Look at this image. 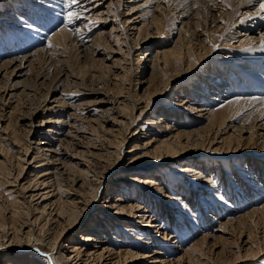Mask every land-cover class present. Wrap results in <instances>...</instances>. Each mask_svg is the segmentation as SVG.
Instances as JSON below:
<instances>
[{"label":"rangeland","instance_id":"obj_1","mask_svg":"<svg viewBox=\"0 0 264 264\" xmlns=\"http://www.w3.org/2000/svg\"><path fill=\"white\" fill-rule=\"evenodd\" d=\"M62 1L63 5L67 3V0ZM181 1L190 7L187 10L189 17L183 19L191 21L186 23L191 27L188 32L184 31L188 26L174 18L178 13L172 2ZM215 1L222 3L224 0H133L130 1V6L124 7L120 6V0H104V3H100L99 10L93 13L99 16L98 19L96 15H93V20L84 18L74 25L75 29L72 28L74 32L78 31L77 28L81 24H85L87 29L90 28L92 31L84 40L70 39V43L64 44V49L41 52L21 73L15 69L16 64L0 69V217L8 219L14 215L16 219H26L32 216L31 219H34L39 216L37 225L22 226L18 236H15L16 233L12 229L6 228L3 231L0 228V235L6 233V238L0 237V240L6 241L9 238L6 251L0 249L1 258L6 260L15 257V254L29 258V254H33L40 264H62L59 252L70 251L73 242L84 243L80 240L81 234L93 232V235L98 236V240L109 238V241L103 243L108 244L111 251L129 247L142 253L140 258L130 257L122 260L120 264H142L153 260L157 255V259L162 260L156 261L159 264H264V253L256 258L236 261L235 254L222 247L236 244L241 231L251 232L254 242L264 246V212L241 217L240 221L232 226L234 235L228 236V240L225 239L228 243L220 240L214 251L207 249L206 253L202 252L199 245V256H195L191 262L187 261L188 252L185 251L194 242L198 244L197 240L204 233H213L216 231L215 227L223 222L249 212L254 206L264 205V137L259 141H255L254 137L248 140V151L242 152V155L213 156L205 152L201 157L192 153L177 160L164 159L144 163L143 158H138L130 161V157L143 151L145 139L149 135L162 136L160 128L163 123L150 121L159 119L160 116L167 118L178 129L192 130L200 129L211 118L219 124L222 113L220 109L225 108L224 123L234 125L227 129L225 135L233 134L234 128L237 125L240 127L242 123L252 126L255 122H261L258 121L260 114L257 112L246 116L245 110H236L237 105H225L235 94L249 96L245 93L252 90L251 79L264 83V78L259 77L264 74V61L263 64L257 65L252 62L246 64L245 59H236L243 49L252 46L248 44L256 38H263L264 24L255 31L240 28L238 31L232 19L237 20L244 14L235 11L231 14L232 19L227 18L224 13L216 14L212 9V3ZM225 1L227 3V0ZM37 2L38 0H0V66L15 55L25 54L45 45L48 36L62 25L61 22L53 28L45 29L49 17H54L48 14L52 9L49 6L47 9H41ZM133 6L136 10L130 12V7ZM21 8L26 11L19 10ZM244 11L245 9L242 10ZM99 12L102 13L98 14ZM129 12L130 15H126ZM139 14L144 18L138 17ZM134 16H137L138 20L143 18L136 23L137 27H141L140 31L138 28L132 29L131 24L126 21L128 17ZM102 18L106 19L104 23ZM218 18L221 20L216 21ZM31 24L45 31L40 34L42 40L39 41L33 34L30 35L35 33L33 28L26 27ZM203 25L207 26V36L204 33L200 35ZM99 32H102L101 35ZM211 35L218 41L214 43L212 37H209ZM189 38L196 43H193L194 49L191 48L190 53L186 51L187 45L190 44L187 42ZM199 39H204L205 48L201 43L197 44ZM82 41L84 43L80 45ZM183 43L185 44L182 49L186 54L184 58L180 56L176 64L173 62L174 64L165 65L160 57H156L157 50L173 48ZM191 63H197L196 67L184 74L185 68L191 66ZM27 64L28 62L25 63ZM227 69L230 72H227ZM23 72L25 73L22 74ZM178 73L179 78H175ZM223 79L226 83H221ZM13 86L11 97L10 92L7 93L10 90L7 89ZM262 93L250 95L262 96ZM185 95H188L189 99L183 104L185 107L178 105ZM139 96L141 98L138 100ZM59 98L63 102L58 101ZM86 101L89 102L88 105L80 106ZM133 101H139L137 108L131 105ZM146 103H150L148 109L141 111ZM205 105L216 107L215 112H212L209 118L192 119V114L197 115L199 112L196 111L197 108ZM124 106L127 110L120 108ZM44 107L48 108L45 110ZM134 129L137 130L135 134L132 133ZM206 129L202 128L204 132L200 131L198 135L181 138L186 150H197L193 148L194 145L203 141V146L206 145ZM58 131L61 133H56ZM95 132L99 134V139ZM244 136L249 137L248 132H244ZM122 137H125L126 141L119 145ZM96 138L98 140H95ZM231 139H235V136L232 135ZM39 140L45 143H38ZM231 142L233 144L235 140ZM225 144L229 145V142L226 141ZM51 145L54 150L61 152L64 157L62 160L66 162L65 167L63 164L53 163L55 160L48 161L44 158V152L56 155V151L42 149ZM118 150H122L121 158L117 166L113 167ZM255 160L258 162L255 163ZM73 162H77L78 166L77 163L76 166H71ZM82 162H85V165ZM186 164L200 170L202 173L199 177L195 175L190 179L185 173L179 174L173 169L174 165L179 167ZM55 165L63 171L62 176L58 179L52 177L53 180L50 179L46 184L40 183L42 179H49L47 175L40 173L50 166L52 170H56ZM132 167L141 169V173L128 171ZM86 168L90 170V174L98 171L104 177L96 179L99 189L93 198L90 197V185L86 182L81 184L83 177L79 169ZM136 175L150 176L162 184L159 185L160 188L157 184H150L145 193V188L130 180ZM203 175H210L211 179L205 181L206 176ZM59 179L63 182L62 188H77L82 194L81 198L83 197L78 198L81 199L78 205L82 209H67L72 217H79L76 224L69 231L65 230L62 235H59V232L66 222L61 220L64 223L58 224L55 219H51L56 216L55 211L59 210V204L55 205L59 190L54 188ZM212 180L216 183L214 186ZM122 183L132 184H128L129 190H125L131 192L126 202L141 203L145 207L139 208L138 212L153 216V219L156 218L155 224L163 225V228L156 227L158 231L154 229L153 239L148 242L146 238H136L139 228L145 229L142 218H132L128 214L120 213L125 217L123 219L115 212L114 207L109 208L107 205L114 201L119 190L123 191L120 188ZM165 193L170 197H166ZM104 196L114 198L108 202L104 201ZM86 199H91L89 206L86 205ZM186 201L189 205L187 208ZM44 204L46 209L42 207ZM144 208L147 211H143ZM68 211L65 213V221L70 216ZM208 215L209 217H206ZM131 225H134L136 230L127 229ZM40 226L46 230L43 234L39 232ZM48 228L51 237H59L57 239L55 236V244L47 234ZM27 231L31 239L29 244L25 243ZM171 233L174 236L166 239ZM122 235L127 243L116 239H121ZM209 240L213 241V238ZM90 241L93 244L102 242ZM60 243L61 246L58 247ZM155 248L159 249V253L153 254ZM148 253L149 255H146ZM107 254L108 252L105 255ZM180 255L183 256L182 259H179ZM153 263L155 261L151 264Z\"/></svg>","mask_w":264,"mask_h":264},{"label":"bare ground","instance_id":"obj_2","mask_svg":"<svg viewBox=\"0 0 264 264\" xmlns=\"http://www.w3.org/2000/svg\"><path fill=\"white\" fill-rule=\"evenodd\" d=\"M61 1L62 0H38L37 3L41 5V9H45L47 6L51 7L52 10L49 11L48 14H51V15L54 16L52 19L49 17V19L47 20L49 23H46V25L44 24L45 25V26L43 25L44 28L45 29H50L51 27L53 28V27H55L54 25L60 24L61 22H62V25H60V27L57 30L53 31V33L48 36V39L46 41L47 43L45 45L44 44L42 46L40 45L39 47H37L36 49H34L31 52H26L25 54H21V55H18V56L15 55V56L9 58L7 61L2 62L1 66H0L1 70L5 69V66L7 67V66H11L13 64H16L15 65L16 66L15 69H17V72L19 71L21 73L23 71V68L25 66L26 67L29 66L33 62L34 58L38 57V55H40L41 52L47 51V50L48 51L50 50L51 52H53L57 48H58L57 50H59V48L64 49L63 48L64 44L70 43L71 42L70 39H72V40L74 39V41L75 40L78 41V39H79L81 41V40H84L87 37L88 33L92 31V30L90 31V28L87 29L86 27H84L85 24H81V26H79L77 28L78 31L74 32V30H73V29H75L74 25H76L81 20L83 21L84 18H85V20H88L89 18H92V20H93V18H95L97 16V14H95L96 15L95 16L93 13L97 12L99 10L98 8L101 5L100 3H102V2L104 3V0H80V2L78 4L73 5L71 8L67 7V3L63 5L62 4L63 1L62 2ZM130 1H133V0H120V6H123V7L124 6H130L132 4V2H130ZM224 1L222 3L218 2V1H215L214 3H212L213 4L212 5V9H214V12L216 11V14L217 13H224V15H227V18L229 17V19L233 18L231 14H234L235 11L240 12V14L241 13L244 14L243 16L238 18L237 20H235V19L233 20L232 19V22H233L235 28L238 31L240 29L241 30H249V31L252 30V31H255L261 25L264 24V10H261V8H260V5H261V3H264V0H227V3H226V1L225 2ZM172 3L175 4L173 6V8L176 9V13H178L175 16L173 15L174 18H176V21L181 22V21H183L184 18L189 17L190 14H189V11H187V10L190 7H188L187 3L185 4L182 1L181 2H172ZM130 9H131L130 12H133V11L136 10V8L134 6L130 7ZM243 9H245L244 12H242ZM19 10H23V12L26 11V9H22V8L19 9ZM63 11H65V13H63ZM68 11H72V12L77 13L78 18L74 19L72 23H69L68 20H67L66 13ZM130 12L128 14H126V15H130ZM101 13L102 12H99L98 14H101ZM173 14H175V13H173ZM93 15L95 17H93ZM56 16H58V19H56ZM137 16L138 17H141V16L143 17L142 14H139ZM137 16L136 17L134 16L133 18H130V17L127 18L126 17L127 18L126 21L131 24L132 29L138 28V31H140L141 27H137L136 23L141 21L144 17L141 18L140 20H138ZM59 18H61L62 21H60ZM98 18H99V16H97V19ZM105 20L106 19H103V18L101 19V21H103V23H104ZM220 20L221 19L218 18L216 21H220ZM45 21H46V19H45ZM202 21H203V19H202ZM187 22L189 23L191 21H189V20L183 21V24L188 26V28H184L185 29L184 31L188 32V31H190L191 27L189 26L190 24H186ZM224 22L226 24L228 22V19H227V21H224ZM84 23H86V22H84ZM72 26H74V27H72ZM26 27H31V28H33V32L35 31V33H30V35L33 34L32 35L33 37H36L37 39H39V41L42 40V37L40 36V34L41 35L44 34L45 33L44 30L37 29V27H35V25H33V24H31L29 26L27 25ZM206 27L207 26L203 25V27L201 28L200 35L204 33L207 36L208 31L206 30ZM217 27H219V26L217 25ZM203 28H205L204 31H203ZM37 30H38V32H37ZM36 33H38L39 35L36 34ZM101 33L102 32H99V35H101ZM191 33H192V30H191ZM75 34H76V36H75ZM241 34H244V33H241ZM152 37H153V34L150 35V38H152ZM184 37L186 38V35ZM209 37H212V40H214V43H215V41L216 42L218 41V39L215 38L212 35L209 36ZM199 40H200V42H197V44L201 43V45H203V43H205L204 39H199ZM241 41L242 40H240V42ZM187 42H189L190 44H189V46L187 45L186 51H188L190 53L191 52L190 51L191 48L194 49V44H196V43L192 42V40L190 38H189V40H187ZM83 43H84L83 41L80 42V45L83 44ZM184 44L185 43H183L182 45L180 44V46H178V45L174 46L173 48H162L161 50L159 49L156 52V54H157L156 57H160V59H162V61H163V63L165 65L171 64L173 62L175 63L180 58V56H182V58L185 57L186 53H184V51L182 49ZM236 45L238 46L239 44H236ZM248 45H252V46L243 49L239 53L240 56L237 55L236 59H238V61H241V60L245 59L244 62L246 64H249V62H252L254 64L256 63L257 65L263 64V61H264V36H263V38H256L255 41H252V43L248 44ZM203 46L205 48L206 45H203ZM198 55L201 56V54H198ZM200 56H198V59L200 58ZM206 59L207 58H205V60ZM257 61H259V62L257 63ZM26 62H28L27 65H25ZM153 63H154V61H153ZM196 65H197V63L196 64H192L191 63V66H188L187 68H185V73L184 74H188L193 68L196 67ZM227 72H230V71L228 70ZM24 73L25 72H23L22 74H24ZM22 74H18V75H22ZM15 75H16V73H15ZM179 75H180L179 73H178V75L176 74L175 78H179L178 77ZM244 75H245V73H244ZM259 77L260 78H264V74H261ZM250 82L252 83V90H251L250 93L249 92L245 93V94H248L249 96H245V95H239L238 96V95L235 94V96L233 98H230V99H228L226 101V105L225 106H231L230 104L235 105V106L237 105L235 107L236 110L237 111L245 110V112H247L246 116L252 115V114L257 112L258 114H260V119H258V121H261V122L259 124H258V122H255L254 125H252V126L251 125L250 126H245L244 123H242V125H240V127H238V125H237L236 128H234L233 134L225 135V133L227 134V132H228L227 129L228 128L229 129L232 128L234 125H232L231 123H228V122L224 123L225 113L223 111L225 110V108H221L220 109V111L222 112L221 116H220L221 122L219 124L216 123V121H213L212 118H211L207 122L208 124L206 123L203 126H201L202 128H207L206 129L207 132H205L207 134V136H208V139L206 140L207 141L206 145L203 146V144H205L204 141H203V142L197 143L199 145H197V144L194 145L193 148H197V150L195 149V151H193V150H191V151L189 150L188 151L189 148H187V150H186L185 146L181 142V138H183V137L186 138V137L193 136L194 134H197L200 131L204 132V130H202L201 127H200V129L193 128L192 130H190V129L189 130L178 129V127H174V125L171 124L170 121L167 120V118H165V117L163 118V117L160 116L159 119L150 120V121L163 123V124H161L162 127L160 128V130L162 131L161 132L162 136L161 137H157L154 134H151L148 137L146 136L147 138L145 139V142H144L143 151L141 153H137L136 155H133L132 157H130V161H134L135 159H138V158H143L144 161H142V162L150 163V161H152V162L156 161L157 162L158 160L162 161L164 159H165V161L173 160V159L177 160V159H181L182 157H184L186 155H189V154L191 155L192 153H194L195 156H200L201 157V154L205 153V152L207 154L209 152L210 155H213V156H222V155H226V154L239 155L242 152L248 151V149H247V141L248 140H252V138L254 137L255 141L256 140L259 141L260 138L264 137V95H262V96H258L259 94L250 95L251 93L255 94V93H262V92H263L262 94H264V83L263 82L261 83V81H257L255 79H251ZM221 83H226L225 79H223V81ZM7 90H10V91H7V93L10 92V96L12 97L13 96V92H14V86H13V88H9L8 87ZM2 91H4V89H2ZM212 92H214V90ZM120 95H122V94H120ZM1 97H3V96H1ZM187 97H188V95L187 96L185 95L182 98V100L178 103V105H183V104L185 105L189 101V99H187ZM126 98H128V97H126ZM139 98H141V96L138 97V100H139ZM58 101L63 102V100H61V98H59ZM87 101L84 102V103H81L80 106L83 105V104L89 103ZM117 101H119V98L117 99ZM133 102L131 104L133 107H136L137 103H139V101H136V103L135 102L133 103ZM94 103H96V102H94ZM149 104L150 103H148V105H147V103H146L145 106L142 107L141 111H145L146 109H148ZM125 106L124 107H120V108H123V110H125V109L127 110V107H125ZM184 107L182 109H184ZM47 108L48 107H46L45 110ZM252 109H254V111H251ZM180 110H181V108H180ZM215 110H216V107H212V106H206L205 105V106L198 107L196 111H199L200 113L198 112L197 115H193L192 114V119H194V120L198 119L199 120V117L200 118H209L210 114L212 112H215ZM180 114L182 115L184 113L181 112ZM217 114H219V113H217ZM182 116H184V115H182ZM234 121H236V120H234ZM93 130H95V129H93ZM136 131L137 130L134 129V131L132 133L135 134ZM244 132H246V133L248 132L249 137L244 136ZM56 133H61V132L58 131ZM95 133L97 134V132H95ZM97 135H98V139H99L100 136H99V134H97ZM232 135L235 136V139H231L230 140ZM88 139H92V138H88ZM98 139L96 138L95 140H98ZM124 140H125V137L124 138L122 137V139L119 141V145H121V143H123ZM233 140H235V143L231 144L232 143L231 141H233ZM226 141L229 142V145L225 144ZM38 143H45V142L42 141V140H39ZM190 144H188V145H190ZM52 146L53 145H51V147H49V148H42V149L56 151V149L54 150V148H52ZM206 146H208V147H206ZM38 149L40 150V147ZM26 150H27V148H26ZM121 152H122V150H118L116 152V160L112 164L113 167H116L117 164L119 163V160L121 158ZM60 153L61 152L56 151V155H55V154H52V153L44 152L43 156L48 161H49V159L52 160V161L55 160L56 162H53V163H60V164H63L62 166L65 167V165H66L65 163L66 162L64 160H62L64 157H62V155ZM259 153H261V150L259 151ZM43 161H44V159H43ZM256 161L257 160H255L254 162L256 163ZM43 163H45V162H43ZM76 163L77 162L71 163V166L72 165H73V167L76 166ZM82 164L85 165V162H82ZM77 166H78V163H77ZM192 166L190 164H186V165L179 166V167L174 165L173 169H176V172L179 173V174L180 173H182V174L185 173L187 176H189V178L193 177L195 175H198L197 177H199V174L202 173V172H200V170L195 169ZM262 166H263V164H262ZM51 168H52V166L47 167L46 169H44L40 173L41 175H47V178H49V179H46V180L42 179L40 181V183L46 184V183L49 182L50 179L53 180V178H55V177H57V179H58V177L62 176L63 171L59 170L57 165H55L56 170H52ZM128 171H132L134 173H141L142 170L137 168V167H132V168H129ZM79 172L82 173V177H83V178L81 177L82 178L81 179L82 180L81 184L86 182L88 185H90V188H91L90 197H92V198L95 197L97 195V192H98V189H99V184L96 183V179L98 180V178L100 176L103 177V175H101L98 171H94L93 174H90V170L87 169V168L86 169H79ZM104 176H105V174H104ZM204 176H206V175H203V177ZM210 179H211V176L208 175V176H206V178L204 180L208 181ZM130 180L132 182H136V184L141 185L143 188H145L144 189L145 193L147 191V186H149L150 184H153V183L157 184L158 188H160L159 185L162 184V182H159V181H157V179H154V178H152L150 176L136 175V176L130 178ZM37 183H39V182L37 181ZM53 183H54V181H53ZM53 183L51 185L54 187ZM62 183L63 182H61V180L59 179L58 182L55 184L57 186L54 187L55 189L59 190V196L57 195L58 198H56L57 200L55 202V205H57V203L59 204V208H58L59 210L55 211L56 216H52L51 217V219H55L54 221H57L58 224H60L63 221L66 222V225L64 224L62 229H61L62 231L60 230L61 232H59V235H62V233H64L65 230L69 231V229H71L76 224L77 219H78L79 216L78 217L77 216L76 217H72L71 213L68 210L69 209L77 210V209L81 208L80 205H78V203H80L79 201L83 198V197L81 198L82 194L77 190V188H74V187L73 188H71V187L62 188ZM203 183H205V182L203 181ZM128 184H130V183H122L120 188L123 189V191L119 190V193L117 194L116 198H114V197H105L104 196L103 197L105 199L104 201H108L109 202V201H111L114 198L113 202L111 201L110 203H107L109 208L114 207V209H116L115 212H117L118 214H120V213L123 214V215L124 214H128V216H132V218L133 217H140V219L142 218L143 219L142 221L144 222V224H143L144 228L147 229L148 231H150V233L147 232L145 229H141V228L138 227L139 228V232H137L136 238H139V239H142V238L145 239L146 238L147 242H148V240L153 239L152 233L154 234V229H157L156 227H158V229L159 228H163V225H160V224L157 225L158 223L155 224L154 221H156L155 220L156 218L153 219V216L149 217V216H145V214L142 215L141 213H139L138 211L141 208L145 207L141 203H138L137 201H128V202H126L127 201L126 199H127L128 195L131 193V192H128V191L126 192L125 191V190H129L130 186ZM214 184H216V183L213 181L212 185L214 186ZM130 185L132 186V184H130ZM137 187H139V186H137ZM71 189H73V190H71ZM71 191H73V192L71 193ZM166 194L167 193H165L166 197H170L169 195H166ZM47 195H48V193H47ZM63 195H65V197H63ZM143 196H145V195H143ZM165 196H163V197H165ZM78 198H81V199L79 200ZM252 199H249V200H252ZM86 202H87L86 205L89 206V204L91 203V199H86ZM166 204L170 205L169 202H166ZM42 207L45 208L46 204H44ZM185 207L186 208L189 207L187 201H186ZM66 211H68L70 213V216H71V218H70V216L67 218V221H65V219H64L65 216H67V215H65V213H67ZM143 211H147V209L144 208ZM256 212H259V213L262 212L263 213L264 212V205H262L260 207H255L254 206L251 210H249V212L247 211V213H244V214L241 213V215H239V217H236V218H233V217L230 216L233 219H229V220H227V221H225L223 223L221 222L222 224H220L218 227H215V230H216L215 232L213 231V233H210V232L209 233L208 232L204 233L202 235V237L197 240L198 244H196L194 242L192 245L187 247L188 249L186 248L185 251L188 252L187 261L191 262V260L193 258H195V256H199V252L200 251L197 250L199 245H200L199 247H201V249H202L201 250L202 252L206 253L207 249H210V250L214 251V249L219 246V244H217V242H219L220 240L224 241L225 239L228 240V236L230 237L231 235L232 236L234 235L232 226L234 225L235 222L240 221V218L243 217V216H255ZM72 213H74V212L72 211ZM76 215H78V214H76ZM31 217H27L26 219H16L14 215L10 216V218H8V219L0 217V228L3 231L6 228L8 230L12 229L16 233L15 236H18V231L20 229H22V226L31 227L33 224L37 225V219H38L39 216L38 217L36 216L34 219L33 218L31 219ZM206 217H209V215L206 216ZM121 218L124 219L125 217L121 215ZM61 220H63V221H61ZM136 221H137V219H136ZM138 221H140V220H138ZM136 223H138V222H136ZM43 226H40V228L38 227L39 232L41 234H43V232L46 231V230H43ZM133 226L132 225H131V227L128 226L127 229H131L132 230V229L135 228V230H136V227H133ZM94 227H96V226L94 225ZM94 227H92V228H94ZM158 229H157V231H158ZM47 230H48L47 234H49V236L51 237L50 228H48ZM92 233L91 232L90 233H82L81 236H80V240L84 241V243H82V242L81 243L73 242L70 251L68 250V251H62L61 253L59 252V254L61 255L60 258L62 260L61 263L62 264H98V263L99 264H120V262H122V260H127L130 257H132L134 259H138L142 255V253L140 254L139 252L131 250L129 247H125V246H123V247H125V249H123L121 247L118 251H116V250L115 251H111V249L108 247V244L105 245V243H103L104 241H109V238L106 239V240H98V238H97L98 236L96 237V235H93ZM164 235H166V234H164ZM55 236L57 237L58 235H55ZM55 236L51 237L52 238L51 240H53V244H55V242H56L55 241ZM173 236L174 235L171 233L170 235L166 236L167 237L166 239H170ZM0 237H3V238L5 237L6 238V233L3 232L0 235ZM168 237H170V238H168ZM58 238L59 237H57V239ZM210 238H213V241H210L209 240ZM253 238L254 237H253L251 232H247L246 233L245 231H241V233L237 236V242L235 241L236 244H233V245H230V246L229 245H227V246L223 245L222 247H224L226 250H230L233 254H235V256H236L235 260L236 261H243V260H246V259H251L253 257L256 258V257H258V256H260V255H262L264 253V246L262 244H260V243H258V244L255 243ZM116 239L117 240H121L122 242L125 241V238L123 237V235H122L121 239L119 237H116ZM90 240H95V241H99V242L102 241V242L101 243L96 242V243L93 244V243H91ZM199 240H201V241H199ZM227 240H225V243L227 242ZM8 241H9V238L6 241L0 240V249H4L6 251V248L8 247V244H7ZM30 241H31L30 233L27 231V237L25 239V243L29 244V243H31ZM124 243H127V242L125 241ZM129 245H130V243H129ZM53 246L54 245H52V247H51L52 250H53ZM60 246H61V243L58 245V247H60ZM112 250H114V248ZM106 252H108L107 255H105ZM0 253H1V251H0ZM155 253H159V249L155 248L153 254H155ZM15 255H16L15 257L12 256L10 258H7L8 260L7 259L5 260V259L1 258L2 256H0V264H40L38 261H36L34 259L35 256L33 254H29L30 255L29 258L21 257L18 254H15ZM146 255H149V253L146 254ZM157 257H158V255L155 256V258L153 260L148 261V262H144L142 264H151L154 261H155V263H153V264H159V263H156V261H162V260L157 259ZM182 257L183 256L180 255L179 259H182ZM106 259H109V260H106ZM170 263H171V261H170ZM224 264H226V263H224Z\"/></svg>","mask_w":264,"mask_h":264},{"label":"snow or ice","instance_id":"obj_3","mask_svg":"<svg viewBox=\"0 0 264 264\" xmlns=\"http://www.w3.org/2000/svg\"><path fill=\"white\" fill-rule=\"evenodd\" d=\"M80 2V0H67V7L71 8L73 5H76ZM261 10H264V3H261L260 5ZM66 17L69 23H72L74 19H77V13L72 12V11H68L66 13Z\"/></svg>","mask_w":264,"mask_h":264}]
</instances>
